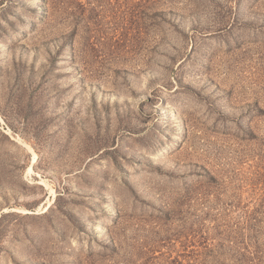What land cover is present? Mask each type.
<instances>
[{"label": "rangeland", "instance_id": "374dc122", "mask_svg": "<svg viewBox=\"0 0 264 264\" xmlns=\"http://www.w3.org/2000/svg\"><path fill=\"white\" fill-rule=\"evenodd\" d=\"M0 264H264V0H0Z\"/></svg>", "mask_w": 264, "mask_h": 264}]
</instances>
